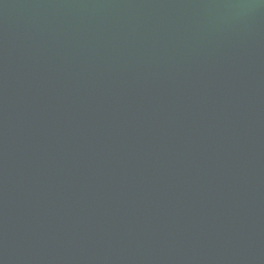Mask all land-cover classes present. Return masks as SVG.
I'll list each match as a JSON object with an SVG mask.
<instances>
[{
  "label": "water",
  "instance_id": "1",
  "mask_svg": "<svg viewBox=\"0 0 264 264\" xmlns=\"http://www.w3.org/2000/svg\"><path fill=\"white\" fill-rule=\"evenodd\" d=\"M0 264H264V0H0Z\"/></svg>",
  "mask_w": 264,
  "mask_h": 264
}]
</instances>
